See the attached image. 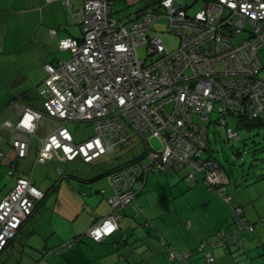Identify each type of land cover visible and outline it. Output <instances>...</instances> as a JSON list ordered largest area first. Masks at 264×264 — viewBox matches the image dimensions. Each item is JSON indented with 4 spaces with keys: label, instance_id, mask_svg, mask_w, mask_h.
Returning a JSON list of instances; mask_svg holds the SVG:
<instances>
[{
    "label": "built area",
    "instance_id": "built-area-1",
    "mask_svg": "<svg viewBox=\"0 0 264 264\" xmlns=\"http://www.w3.org/2000/svg\"><path fill=\"white\" fill-rule=\"evenodd\" d=\"M63 2L69 5V0ZM112 4L113 0H83L76 12L81 38L58 41L59 50L70 58L44 66L46 76L38 92L42 110L23 106L15 121L0 123V131H10L14 163L28 157L30 141L37 138L45 117L57 124L44 138H38L35 164L57 157L92 163L132 140L147 145L156 137L161 142V150L147 148L140 160L107 174L113 189L107 198L110 211L83 235L96 243L118 230L120 212L134 202L150 171L189 167V180L200 173L206 187L231 204L220 165L203 157L207 148L203 123L216 112L217 124L232 141L239 135L228 127V117L264 121V80L259 76L258 56L264 45V0H201L190 16L178 0H160L158 12H146L131 21L113 19ZM161 18L179 39L174 50L154 30V23ZM51 35L56 31L51 30ZM139 46L146 47L149 61L138 58ZM168 103H172L170 110ZM69 122L90 124L94 134L76 142L66 126ZM6 142L0 136V160ZM15 168L11 163L9 174H14ZM20 178L0 201V253L44 197L31 177ZM232 217L233 230L230 234L219 231L211 247L231 242L241 248L245 236L253 232L242 208H234ZM81 237L62 243L60 249L71 248ZM204 249L201 245L197 250L204 253ZM170 252L178 264H190L192 253ZM203 255L204 264L214 263L211 252Z\"/></svg>",
    "mask_w": 264,
    "mask_h": 264
},
{
    "label": "crops",
    "instance_id": "crops-1",
    "mask_svg": "<svg viewBox=\"0 0 264 264\" xmlns=\"http://www.w3.org/2000/svg\"><path fill=\"white\" fill-rule=\"evenodd\" d=\"M23 1L27 8L21 12L25 14L22 20L27 27L17 37L15 36L16 39L14 37L11 40L15 39L11 45L8 44L10 39L7 37L8 32L4 34V27L7 29L9 26V22L5 20L7 16L2 12L8 11L3 6L6 0H0V10H2L0 12L3 13L0 19V85L4 87L3 91L0 90V101H6L0 103V123L15 121L23 106L38 111L42 110L41 101L40 103L36 102L37 98L31 93L32 88L39 87L40 89L46 76L44 70L46 64L65 59L64 56L68 54L59 50L58 41L66 37L81 38L76 12L81 9L83 0H69V5H66L63 0L52 2H46V0ZM116 4L117 0L114 5L116 6ZM114 5L112 4L111 16ZM139 15L137 14L127 20H133ZM112 18L119 20V18L113 16ZM51 30L56 31L55 36L51 35ZM19 39L22 41L21 44L17 43ZM258 56L261 63L259 76L264 80L260 75V72L264 71V45L258 49ZM35 69L40 71V77L34 76ZM211 123L213 122L209 119L208 124ZM56 124L57 121L45 117L38 129L37 138L30 141L28 157L19 160L17 163H14L15 160L13 161V159L10 160L16 166L15 174L8 173L14 177V184L21 175L33 172L36 165L34 154L38 146V138H44L49 129L55 127ZM208 124H204L207 127V147ZM260 127H264V123ZM0 136L7 140L4 149L13 150L8 141V132L0 131ZM126 145H124V148ZM4 149L5 158L6 152ZM206 151L207 148L204 153ZM110 152L108 151L107 154L92 163H83L79 159L76 160L84 165L92 164L95 167L96 164L94 163L110 158L112 155ZM105 156L108 157L104 158ZM52 161L68 163L61 157L47 163ZM10 165L7 166L8 171ZM122 165L117 164L110 167V169L98 174L96 179L102 177L107 179L106 173L109 170L119 169ZM220 169L225 193L231 197L234 205L243 208L245 217L255 224L254 231L245 236V242L240 249L230 245L211 247L217 230L221 228L230 229L232 208L224 201L223 197L214 193H212L214 195L211 194L200 173L194 174V179L189 180L187 176L191 169L185 167L180 171L171 170L167 172L166 185L170 188L177 187L179 190L188 191L199 203L204 205V212H199V215H196L197 213L192 209L194 205H192V211L188 213H185V210L180 211L176 206L173 208V206L166 205H149L144 198H138L147 184L145 181L136 196L134 204L120 212L119 229L112 236L96 243L86 236L83 237V235L92 223L109 213L110 206L107 198L113 194L110 184L106 186V189L101 190L103 194L99 192L101 197L95 196L90 200L92 209L90 217H87L86 212L81 211L83 208H80V200L76 207H72V215L77 214L71 220L66 209L59 210L56 203L52 204L50 201L53 210L52 216L46 221L47 228L42 225L41 221L43 220L40 215L48 209L49 202L46 199L51 191L49 189L48 192H45L41 188H37L44 194L46 193L45 199L34 214L23 224L9 246L0 254V259L3 264H173L168 258L167 251L159 243L160 238H162L180 253L197 250L201 245H205L204 253L211 252L215 258L213 264H264V223L259 224L261 217L264 215V173H253L250 181L245 179V183H239L233 182L222 170L221 165ZM30 177L32 180V175ZM183 181L185 184H183ZM11 188L7 190L3 198ZM82 216L87 217V219L78 225L77 220ZM210 220L213 223L211 228L201 226L202 221L208 222ZM65 222L71 224L66 226ZM77 237H81V239L70 249H60L62 243ZM54 250H58V252L54 253ZM204 253L199 254L200 261L203 260L202 255Z\"/></svg>",
    "mask_w": 264,
    "mask_h": 264
},
{
    "label": "rangeland",
    "instance_id": "rangeland-1",
    "mask_svg": "<svg viewBox=\"0 0 264 264\" xmlns=\"http://www.w3.org/2000/svg\"><path fill=\"white\" fill-rule=\"evenodd\" d=\"M13 1L14 0H6V3L3 5L8 11L0 10L7 16V18L5 19L6 22H9L8 28L6 29V27H4V34L8 32L7 37L10 38L8 40V44L11 45L16 37L27 27L24 25L22 20V17H24L25 14L21 13L27 8L25 2L23 0H16L15 2ZM115 1L116 0H114L113 5L115 4ZM179 1L182 6L189 7L187 9V12L189 14H193L196 10L199 9L201 5V0ZM114 6L112 16L123 21H128L127 19H131L139 13L156 9L158 3L157 0H117V4L115 7ZM2 12H0V19L2 18ZM154 29L155 31L160 33V37L170 50H174L175 48H177L179 39L176 35L167 30L168 23L166 20L162 18L156 20ZM14 37L15 39L11 41ZM18 42L19 44H21V39H19L17 43ZM136 53L139 59L145 60L146 62L149 61V59L147 58L145 46L137 47ZM64 58L69 59L70 54H66ZM260 75L264 78V71H261ZM34 76L40 77V71H38V69H35ZM32 89L33 90H31V93L37 98L35 101L40 103V99L38 98L39 87H33ZM0 90H4L3 85H0ZM2 102L6 101H0V103ZM166 108L170 110L172 108V103H168L166 105ZM217 117L218 115L213 112L212 114H210V120L213 123H211L210 125L208 124V122L203 123L206 125L208 124L209 127L208 147L206 153L203 154V157H206V155L213 156L212 158L216 159L220 163L222 170L226 175L230 177L233 182L236 181L239 183H245V179H247V181H250V177H252L253 173H264V127L254 129L238 127L236 118L234 116H230L227 120L228 126L238 133L239 138L234 141H228L226 129H223L214 122ZM194 119L197 120L196 117H194ZM66 126L74 136L76 142L83 141L94 134L92 126L87 123L69 122ZM7 132L10 137V131L8 130ZM147 145L148 147L154 148L155 150H161L162 148L161 142L156 137H152ZM145 148L146 145L138 142V140H132L130 143H128V145L125 146V148L123 146L115 151L109 150V152L111 151L110 153H112L110 158H108L107 160L102 159L97 163H94L96 164L95 167L92 164L84 165L78 160L68 163L52 161L47 164H36L33 172H29L27 175L20 174V177L24 178L30 177V175H32V181L35 184L36 188H41L45 192H48L49 189L51 191L46 199V201L48 200L49 202L47 206L48 209H46L44 212H42V215H40L43 220L41 221L42 225L47 228L46 221H48V218L52 216L53 209L52 206H50V201L52 202V204L56 203V207L59 210L66 209L68 214H70L71 220V218H73L74 215L77 214L74 213L72 215V207H76L78 205V201L80 200V208H83L81 209V211L86 212L87 217H90V214L92 212V209L90 207V200L95 196L101 197L99 192L103 188L106 189V186H108L109 184L107 181L108 178L106 179V177H102L96 179V177H98L97 175L117 164H123L122 166H124L126 162L140 156L144 152ZM4 150L6 152V157L0 160V199L3 198L7 190H9V188H11L14 184V177L8 174V164H11V159H13V161L15 160V154L11 149L9 150L8 148H5ZM106 157L108 156H105L104 158ZM167 175V172L162 171L148 172V174L146 175L147 184L142 189L138 198H144L149 205H166L171 207L173 206V208L174 206H176L180 211L185 210V213L192 211V209H194V211L197 213L196 215L204 212L203 208L205 206L199 203V201L188 191H185L184 189L179 190L177 187H168L166 185ZM183 184H185L184 181ZM13 187L11 188V190L13 189ZM212 193L218 195L216 194V192H211V194ZM45 197L46 193L44 194V197H42L43 199H41L37 203L43 202ZM192 205H194V208H192ZM67 212L65 211V213ZM87 217L82 216L79 220H77L78 222L76 221L77 224L79 225L83 223L87 219ZM211 220L208 222L202 221L201 226L205 228H211L213 224ZM70 224L68 222H65L66 226ZM71 239H69L68 241H70ZM226 245L233 246L230 243H227ZM0 264H3V261L1 259Z\"/></svg>",
    "mask_w": 264,
    "mask_h": 264
},
{
    "label": "trees",
    "instance_id": "trees-1",
    "mask_svg": "<svg viewBox=\"0 0 264 264\" xmlns=\"http://www.w3.org/2000/svg\"><path fill=\"white\" fill-rule=\"evenodd\" d=\"M113 3H114V0H113ZM157 3H158V6H157V8L156 9H153V10H151V11H146V12H158L159 11V3H160V0H157ZM181 7L186 11V13L190 16V15H193V14H189L188 12H187V7L188 6H182L181 5ZM146 12H142V13H139L140 15L137 17V18H140L144 13H146ZM137 18H135V19H137ZM128 21H131V20H128ZM155 30V29H154ZM159 33V32H158ZM160 34V33H159ZM41 87H42V84H41ZM40 87V88H41ZM216 113V112H215ZM217 114V113H216ZM218 115V114H217ZM219 116V115H218ZM235 118H236V122H237V126L238 127H243V128H246V129H254V128H259L260 126H262L263 125V123H264V121H260L259 119H248L246 116H234ZM217 120H218V117H217V119L215 120V124H217ZM208 122V121H207ZM236 139H238V138H236ZM236 139H234V140H236ZM234 140H232V141H234ZM139 141V140H138ZM140 143H142L141 141H139ZM143 144V143H142ZM144 145H146V144H144ZM147 146V145H146ZM147 148H150V147H146L145 148V150H144V152L140 155V156H138V157H135L134 159H131L130 161H128V162H126V164H128V163H132V162H134V161H138V160H140L144 155H145V152H146V150H147ZM205 159H213V160H215L216 162H218L216 159H214V158H212L211 156H206V157H204ZM17 163V162H16ZM125 164V165H126ZM219 165H220V163H218ZM121 167H123V166H120L119 168H121ZM115 170H117V169H114V170H109L106 174H108V173H110V172H113V171H115ZM208 189V188H207ZM209 190V189H208ZM210 191V190H209ZM139 192V191H138ZM210 192H212V191H210ZM217 194V193H216ZM221 196V195H220ZM229 196V195H228ZM222 197V196H221ZM230 197V196H229ZM136 198V197H135ZM231 198V197H230ZM224 199V198H223ZM225 201V200H224ZM231 201H232V199H231ZM134 202H135V199H134ZM134 202L132 203V204H134ZM226 202V201H225ZM227 203V202H226ZM42 204V202L41 203H39L38 205H37V208H38V206L39 205H41ZM131 204V205H132ZM228 204V203H227ZM230 206H231V208H232V213H233V209L234 208H236V207H240V208H242L241 206H238V205H234L233 204V201L231 202V204H229ZM130 206V205H129ZM125 209V208H124ZM123 209V210H124ZM122 210V211H123ZM242 210H243V208H242ZM243 215H244V211H243ZM244 217H245V215H244ZM246 218V217H245ZM246 220L250 223V224H252L253 226H254V229H255V224H253V223H251L247 218H246ZM260 221H261V219H260ZM264 223V222H263ZM263 223H259V224H263ZM150 224V223H149ZM233 217H232V214H231V217H230V229L228 230V229H224V228H221V229H219V230H217L216 231V233H215V240L214 241H216V234L219 232V231H226V232H228V234H230V232L233 230ZM254 231V230H253ZM251 234V233H250ZM249 235V234H248ZM161 240L162 241H164L165 242V245L164 244H162L161 243ZM11 242H9V244H10ZM159 243L161 244V246L167 251V253H168V258L170 259V261L173 263V264H178L175 260H172L171 258H170V255H171V252H170V250H173V251H175V252H177L178 254H185V253H180V252H178V251H176L171 245H169L165 240H163L162 238H160V240H159ZM231 243V242H230ZM9 244L5 247V249L9 246ZM232 247H234V246H232ZM236 248V247H235ZM4 249V250H5ZM236 249H240V248H236ZM3 253V252H2ZM186 253H192L191 255H190V257H189V259H188V261H189V263L190 264H204V255H202V261H200L201 260V258L199 259L198 257H199V254H201V253H203V252H199L198 250H193V251H189V252H186ZM215 259V258H214ZM215 262V261H214Z\"/></svg>",
    "mask_w": 264,
    "mask_h": 264
},
{
    "label": "clouds",
    "instance_id": "clouds-1",
    "mask_svg": "<svg viewBox=\"0 0 264 264\" xmlns=\"http://www.w3.org/2000/svg\"><path fill=\"white\" fill-rule=\"evenodd\" d=\"M119 229V228H118Z\"/></svg>",
    "mask_w": 264,
    "mask_h": 264
}]
</instances>
